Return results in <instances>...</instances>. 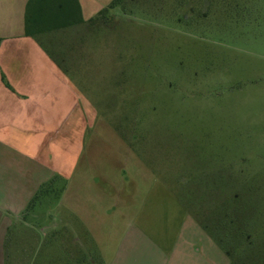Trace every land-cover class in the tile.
Instances as JSON below:
<instances>
[{
  "label": "rangeland",
  "instance_id": "374dc122",
  "mask_svg": "<svg viewBox=\"0 0 264 264\" xmlns=\"http://www.w3.org/2000/svg\"><path fill=\"white\" fill-rule=\"evenodd\" d=\"M51 35L53 158L0 186V264L264 260V0H120Z\"/></svg>",
  "mask_w": 264,
  "mask_h": 264
},
{
  "label": "crops",
  "instance_id": "0c3cea01",
  "mask_svg": "<svg viewBox=\"0 0 264 264\" xmlns=\"http://www.w3.org/2000/svg\"><path fill=\"white\" fill-rule=\"evenodd\" d=\"M78 1L85 23L113 0ZM28 2L0 0V186H28L30 191L35 172L47 169L48 153L53 158L49 137L60 121L53 109L67 77L49 47L57 29L25 32Z\"/></svg>",
  "mask_w": 264,
  "mask_h": 264
},
{
  "label": "trees",
  "instance_id": "16d2710c",
  "mask_svg": "<svg viewBox=\"0 0 264 264\" xmlns=\"http://www.w3.org/2000/svg\"><path fill=\"white\" fill-rule=\"evenodd\" d=\"M120 0H113L112 8ZM108 8L101 9L94 18L105 14ZM84 22L82 9L78 0H29L26 7L25 32L34 35L46 31Z\"/></svg>",
  "mask_w": 264,
  "mask_h": 264
}]
</instances>
